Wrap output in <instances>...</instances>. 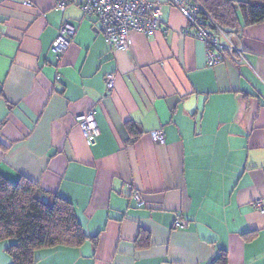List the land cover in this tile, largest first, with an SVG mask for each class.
Wrapping results in <instances>:
<instances>
[{
    "label": "crops",
    "instance_id": "obj_1",
    "mask_svg": "<svg viewBox=\"0 0 264 264\" xmlns=\"http://www.w3.org/2000/svg\"><path fill=\"white\" fill-rule=\"evenodd\" d=\"M29 1L0 0V174L70 201L98 236L39 249L35 264H212L221 252L225 264H264V213L253 206L264 202V21L241 31L250 67L207 66L205 44L164 0L158 28L130 31L126 48H111L77 2ZM65 22L75 33L57 57ZM91 108L87 140L76 117ZM140 230L148 244H137Z\"/></svg>",
    "mask_w": 264,
    "mask_h": 264
},
{
    "label": "trees",
    "instance_id": "obj_2",
    "mask_svg": "<svg viewBox=\"0 0 264 264\" xmlns=\"http://www.w3.org/2000/svg\"><path fill=\"white\" fill-rule=\"evenodd\" d=\"M205 21L215 22L241 40V31L264 21V0H198ZM135 138V123H126ZM251 235V234H249ZM97 235L87 236L77 219L73 204L45 191L26 177L13 182L0 174V241L12 239L5 249L11 264H35V252L51 247H79L86 241L97 244ZM149 234L140 230L137 244H148ZM144 246V245H143ZM221 252L212 264H225Z\"/></svg>",
    "mask_w": 264,
    "mask_h": 264
},
{
    "label": "built area",
    "instance_id": "obj_3",
    "mask_svg": "<svg viewBox=\"0 0 264 264\" xmlns=\"http://www.w3.org/2000/svg\"><path fill=\"white\" fill-rule=\"evenodd\" d=\"M25 6L30 5L29 0H20ZM170 6L178 9L185 18L186 25L183 33L186 36L201 40L206 47L207 66H214L223 61L233 63H245V47L242 41L233 32H225L215 22L205 21L201 15V5L198 0H164ZM69 2H77L82 12L95 17L100 25V32L104 41L111 48H126L130 31H138L145 35L152 34L161 21L160 0H56L54 8L63 11ZM75 33L72 24L63 23L55 36L50 51L57 57H61L67 50ZM107 91L114 86L115 76L107 73L104 76ZM95 109H89L85 114L76 117L84 137L88 140L91 134L97 132L95 121ZM154 145L164 142L162 129H154L149 132ZM131 198L137 206H142L145 201L136 189L131 190ZM256 210L264 213L263 199L254 201ZM175 227L183 228L185 224L180 220L175 221Z\"/></svg>",
    "mask_w": 264,
    "mask_h": 264
},
{
    "label": "rangeland",
    "instance_id": "obj_4",
    "mask_svg": "<svg viewBox=\"0 0 264 264\" xmlns=\"http://www.w3.org/2000/svg\"><path fill=\"white\" fill-rule=\"evenodd\" d=\"M11 242L12 239H5L3 241H0V264H4V260H12V258L8 255V253L5 251V249L10 245L8 242ZM7 264V263H6ZM10 264V262H9Z\"/></svg>",
    "mask_w": 264,
    "mask_h": 264
}]
</instances>
